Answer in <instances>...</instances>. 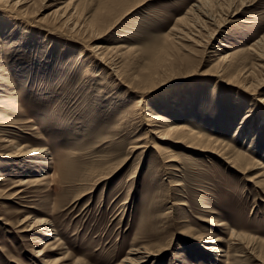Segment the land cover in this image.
<instances>
[{"label":"rangeland","instance_id":"1","mask_svg":"<svg viewBox=\"0 0 264 264\" xmlns=\"http://www.w3.org/2000/svg\"><path fill=\"white\" fill-rule=\"evenodd\" d=\"M4 10L0 264H123L141 247V264H264V190L247 180L264 175V0H28L22 25ZM155 117L248 177L167 148Z\"/></svg>","mask_w":264,"mask_h":264},{"label":"bare ground","instance_id":"2","mask_svg":"<svg viewBox=\"0 0 264 264\" xmlns=\"http://www.w3.org/2000/svg\"><path fill=\"white\" fill-rule=\"evenodd\" d=\"M26 2H28V0H0V5H3L5 7V9L8 11V13L13 15V20L17 24L19 23L18 25H22V24H24V21L26 19V13L24 10L21 11V9L23 8V4H26ZM7 11H5V12H7ZM8 24H11V22L7 23L6 25L0 24V30H2V29L4 30V29L8 28L9 27ZM214 76L219 77L218 75H214ZM260 103H264V99L261 100ZM249 113L250 114L247 115L248 117H245L243 119L242 123H244L245 120L250 117L252 112L250 111ZM147 120L149 121V127H151V129L149 131L150 134L156 135L158 141L161 143H164L167 146V148L168 147L171 148L173 145L182 144V143L186 142L187 144H185V145L191 146L194 150H197L199 152H205V153L216 155L218 158H220V161L227 164L229 166V168L236 171L237 173H241L242 175H245V177H248L247 172L245 171L246 169H242V167L239 165V163L235 159H233L232 156H228V154H226L224 150L218 149L215 144L211 145V144H209V142L205 144L198 137H194L192 134H182L181 129L178 127H175V126H171L170 119H168L166 117H164V118L155 117L152 120L151 119H147ZM15 122L16 121H12V122H9L8 124H10V125L11 124H13V125L21 124V122H18V121L16 123ZM153 123L154 124L155 123L161 124V127H159L160 129L158 127L155 128L154 127L155 125ZM164 127H166V128L163 129ZM161 129H163V130H161ZM42 153H43V151H41V149H34L31 151V153L26 152V154L30 155V156H38ZM176 162L177 161L175 158H173L172 156H169L168 159L164 163L168 164L172 171H176V166L173 164ZM32 163L36 164L37 161H32ZM261 177H264V175L262 172H259L257 174H254L253 177H250L247 180H248V182L253 183L256 188L264 190V180ZM43 180H44L43 177L35 178L32 181V183L42 184ZM99 180H101V179H99ZM24 186H25V183H21L20 187H16L19 190H17L16 192H14V194L11 195L12 198H16L17 196L21 195L23 192V191H21V188ZM172 186L178 187L179 184L175 183ZM263 194H264V191H263ZM31 219H32V217H30V215H28L23 220V223H21V225L25 224V223L27 224L28 221H30ZM0 221H2L1 218H0ZM205 222H206V224H208L211 227H215V228L223 227V225H221L215 219H209V220H206ZM35 224L36 225H34V226H37V227L46 226L45 220H40L39 222L36 221ZM29 226H30V229L28 228L29 229L28 231L33 230V227H32L33 225L31 226L28 224V227ZM45 232H47V231L45 230ZM48 232H47V234L45 233V235L48 238H52L53 236L56 235L53 231H51L52 233H48ZM236 235H237L236 233H232V235L230 236V239L232 241L237 240L238 236H236ZM220 242H221V240L219 238H214V237L209 238V240L206 243L211 245L210 246V252L216 253V254L222 253L220 248L214 247V245H216ZM230 244H234V242H232V243L230 242ZM206 248H208V247H206ZM54 250H58V249L55 248ZM42 254H43V252L39 251V254H37V257L43 256ZM127 254H129V255L122 261L123 264H141V263L148 261V260L152 259L153 257H155V255L151 251H149L146 248H142V247L141 248H131V249H129V251H127ZM63 256L64 257H62L59 260H56L53 264H58V263H61L65 260H68L67 254H65ZM56 262H58V263H56Z\"/></svg>","mask_w":264,"mask_h":264}]
</instances>
